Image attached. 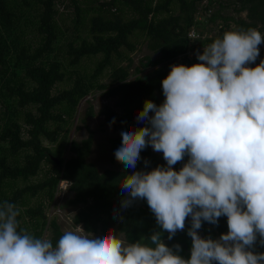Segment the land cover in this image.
<instances>
[{"label":"trees","instance_id":"1","mask_svg":"<svg viewBox=\"0 0 264 264\" xmlns=\"http://www.w3.org/2000/svg\"><path fill=\"white\" fill-rule=\"evenodd\" d=\"M60 5L73 10V31L87 33L65 40L63 46L68 36ZM228 9L234 16L224 14ZM198 15L211 25L220 20L219 35L209 36L211 30L205 32L206 22L197 21ZM248 28L264 35V0H0V204L7 201L18 207V230L26 229L36 238L48 232L47 239L55 246L63 232L55 217L46 216L45 208L53 201L59 182L65 180L72 198L63 207L83 205L72 218L74 226L93 234L115 229L128 243H148L150 235L160 232L162 243L189 259L192 241L187 231L191 226L169 240L146 200L121 206L129 198L119 187L123 177L166 166L163 154L157 156L147 146L136 168L126 169L114 152L124 129L149 126L136 116L145 101L163 103L161 81L170 66L200 63L197 55L214 39L229 30ZM193 31L195 38L190 37ZM30 34L36 36L35 42L28 38ZM134 36L144 37L155 58L145 56L134 66L129 55L138 47L131 40ZM91 58H98L92 71H81L82 61ZM145 69L151 71L145 74ZM106 70L110 71L108 82L102 83ZM62 83L69 85L56 89ZM98 91L116 101L113 107L105 105L95 113L88 98ZM82 101L88 104L80 119L88 136L80 142H65L59 128L75 120ZM96 115L118 133L109 139V149L111 163H120V170L99 172L88 161L94 132L87 120ZM66 146L68 158L63 157ZM187 161L185 156L173 170L179 171ZM40 173L42 179L34 181ZM32 198H38L33 206ZM201 228L203 239L215 240L227 234V218L220 217L216 225L202 221ZM175 245L180 246L178 252ZM251 250L264 253L259 237Z\"/></svg>","mask_w":264,"mask_h":264},{"label":"clouds","instance_id":"2","mask_svg":"<svg viewBox=\"0 0 264 264\" xmlns=\"http://www.w3.org/2000/svg\"><path fill=\"white\" fill-rule=\"evenodd\" d=\"M261 43L264 35L254 28L229 30L203 48L200 63L170 66L161 81L163 103L145 101L136 116L149 126L124 129L114 152L126 169L136 168L147 146L163 154L166 166L123 177L119 187L129 198L121 206L146 200L169 240L191 217L189 259L162 243L160 232L148 243H128L111 230L97 236L77 225L54 246L18 230L19 209L4 201L0 264H264V253L251 250L258 237L264 246V59L247 67ZM222 216L227 234L218 240L197 234L202 221L216 225Z\"/></svg>","mask_w":264,"mask_h":264},{"label":"rangeland","instance_id":"3","mask_svg":"<svg viewBox=\"0 0 264 264\" xmlns=\"http://www.w3.org/2000/svg\"><path fill=\"white\" fill-rule=\"evenodd\" d=\"M66 2L65 4H67ZM59 13L62 14L64 13V31L67 33V38H64L60 44V46L64 45L65 40H73L76 38V35L78 32L73 31V24L71 22V19L73 18L72 16V8L71 9H64L62 5L58 7ZM224 14L234 16L233 12L228 9L224 12ZM209 15V14H208ZM207 15V17H208ZM241 17H245V13L240 14ZM205 19H207L205 17ZM203 20L206 22L201 15L197 16V21ZM61 23V22H60ZM222 25V22L220 20L217 21L216 24L211 25L206 22L205 26V32H207L209 29L211 30L210 32H207L209 36H218L219 35V27ZM232 29H234V26H231ZM195 31V30H194ZM190 35V37H196L195 34ZM86 32L82 29H79V36L85 37ZM28 38H31L32 42H35L36 36L33 34H30ZM132 41L137 42L138 47L136 48L135 51L132 53H129L130 57L133 59V64L134 66H138L140 64V61L145 57L149 56L151 58H155V55L152 54L148 48L146 47V40L142 36H134L131 39ZM264 52V46L259 47V56L257 57L256 61L254 63H250L247 65V67H255L259 64L260 60L264 59L263 56ZM192 57V56H190ZM98 60V58H91V59H84L82 61V66H81V71H85L87 73H90L94 67L95 61ZM180 62V61H179ZM121 65H126V62L121 63ZM133 68H131V71ZM151 71L150 69H145L144 73L146 74L147 72ZM109 70L105 71V76L101 79L102 83H107L108 82V75H109ZM68 83H62L57 85L56 89H63L68 87ZM91 105L93 106L94 112L96 113L100 108H102L105 105L114 106V103L116 101L115 98H106L101 96V92L98 91L94 94H92L89 98ZM88 104L86 101H82L81 104L78 107L77 115L75 120L70 122L67 126L59 128L60 131V137L65 138V142L67 140H74L77 142H80L81 140L85 139L88 136V132L86 127L83 126L81 123L80 119L83 117V115L86 112ZM87 127L94 132V138H93V146L91 150V154L88 158L89 162H92L95 164V166L98 168L99 172L104 171L105 169H112V170H120L121 169V164L116 163L112 164L110 161L111 158V152L109 149V139L116 137L118 133L113 131L110 125H108L104 118L102 116H94L93 118H89L87 120ZM46 145L47 142L45 143ZM49 146H52L51 144ZM150 150L152 151L153 154H156L157 156L161 154V152H155L149 146ZM64 158L69 157V152H68V147H64ZM49 166H45L44 168L47 169ZM42 173L38 174L36 178H33L34 181H39L42 179ZM69 186V183L61 182L60 186H58V189L56 191V195L54 198V201L49 203L46 208H45V214L49 219H52L55 217L57 219L58 224L61 227L62 232L64 233L66 230H75L76 226L72 224V218L74 214L83 206L81 204H78L77 206L73 207H63L65 204L66 198H71V195L68 193L67 189ZM64 188V189H63ZM38 198H32L30 205L33 206L36 204V201ZM114 234H117L121 239H123V236L120 235L115 229L111 230ZM101 233H97L94 235H100ZM48 232L45 233L44 238L48 237Z\"/></svg>","mask_w":264,"mask_h":264},{"label":"flooded vegetation","instance_id":"4","mask_svg":"<svg viewBox=\"0 0 264 264\" xmlns=\"http://www.w3.org/2000/svg\"><path fill=\"white\" fill-rule=\"evenodd\" d=\"M189 222H191V217H188L187 219H186V223H185V230L188 228V227H190V226H186L187 225V223H189ZM201 230H202V228H200ZM199 230V229H198ZM198 230H197V234L199 235V233H198ZM184 231V230H183ZM203 237H204V234H203V231H202V239H203ZM219 239V237L218 238H215V240H218ZM190 254V253H189ZM213 264H216V262H213Z\"/></svg>","mask_w":264,"mask_h":264},{"label":"water","instance_id":"5","mask_svg":"<svg viewBox=\"0 0 264 264\" xmlns=\"http://www.w3.org/2000/svg\"><path fill=\"white\" fill-rule=\"evenodd\" d=\"M54 160L56 161V159H54ZM56 163L58 164V161H56ZM190 225H191V222L187 223L186 226H190ZM184 230H185V228H184ZM178 231H183V230H178ZM198 233H199V236L202 237V230L201 229L198 230Z\"/></svg>","mask_w":264,"mask_h":264},{"label":"built area","instance_id":"6","mask_svg":"<svg viewBox=\"0 0 264 264\" xmlns=\"http://www.w3.org/2000/svg\"><path fill=\"white\" fill-rule=\"evenodd\" d=\"M193 38V37H192ZM190 59L193 57V54H192V52H190V53H188V55H187ZM190 56H192V57H190ZM180 61V58H178V60H177V62H179Z\"/></svg>","mask_w":264,"mask_h":264},{"label":"crops","instance_id":"7","mask_svg":"<svg viewBox=\"0 0 264 264\" xmlns=\"http://www.w3.org/2000/svg\"><path fill=\"white\" fill-rule=\"evenodd\" d=\"M78 226H81V225H78ZM82 227V226H81Z\"/></svg>","mask_w":264,"mask_h":264},{"label":"bare ground","instance_id":"8","mask_svg":"<svg viewBox=\"0 0 264 264\" xmlns=\"http://www.w3.org/2000/svg\"><path fill=\"white\" fill-rule=\"evenodd\" d=\"M64 189V188H63Z\"/></svg>","mask_w":264,"mask_h":264}]
</instances>
